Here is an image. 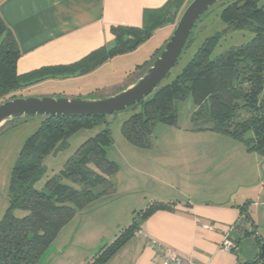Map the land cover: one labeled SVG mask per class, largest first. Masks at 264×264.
Returning <instances> with one entry per match:
<instances>
[{"label":"trees","instance_id":"trees-1","mask_svg":"<svg viewBox=\"0 0 264 264\" xmlns=\"http://www.w3.org/2000/svg\"><path fill=\"white\" fill-rule=\"evenodd\" d=\"M191 1L167 0L161 7L146 8L140 27H112L115 37L111 45L99 47L72 63L43 66L24 73L17 71L20 51L0 16V104L16 98L23 88L43 80L92 72L112 57L133 49L126 42L129 37L137 39L139 45L159 28L172 26L174 29ZM214 7L228 28L252 32V38L212 57L221 33L206 37L178 75L134 104L132 107L138 106L140 111L124 122L122 132L137 147L150 145L155 121L175 123L176 101L191 95L196 105L193 119L203 120V129L228 134L245 142L249 150L264 153V0H219L201 18ZM192 34L193 30L184 50L190 45ZM104 117L44 116L37 130L26 139L12 170L8 208L0 220V264H36L59 231L77 213L92 208L99 198L111 192V176L116 166L106 154V145L111 141L107 128L84 142L64 167L46 180L43 189L34 186L42 174L46 155L63 146L75 131L90 128ZM157 204L150 203L134 215L130 224L88 264H107L139 231L140 222ZM248 204L241 206V212L253 225ZM18 211L24 214L18 215ZM246 234L264 243L255 226ZM233 242L232 251L238 247ZM258 260L256 257L244 264H257Z\"/></svg>","mask_w":264,"mask_h":264},{"label":"rangeland","instance_id":"rangeland-1","mask_svg":"<svg viewBox=\"0 0 264 264\" xmlns=\"http://www.w3.org/2000/svg\"><path fill=\"white\" fill-rule=\"evenodd\" d=\"M215 10L218 9H211L197 22L190 45L158 86L171 81L181 72L206 37L221 33L212 57L252 38V32L228 28ZM171 27L157 29L135 48L112 57L86 75L46 79L23 88L17 97L102 99L115 95L136 82L154 62ZM195 110L191 95L176 101V122L167 124L155 121L151 129L150 145L137 147L122 132L124 122L140 111L138 106H131L106 115L90 128L75 131L63 146L46 155L42 161V174L34 184L37 189H43L46 180L57 174L84 142L107 128L111 141L106 145V154L115 164L116 171L111 176V192L99 198L92 208L77 213L59 231L36 264H88L102 247L110 244L130 224L134 215H138L144 207L145 196L149 198L158 195L152 191L155 187L167 189L170 185H176L174 174L179 169L177 157L182 155L184 158L189 150L208 147L211 153H224L225 158L222 159L227 164L234 165L243 173L247 172L239 194L254 200L256 206L253 209L261 212L263 221L264 153L249 150L245 142L228 134L203 129V120L193 119ZM43 119L42 115L26 116L9 120L0 127V220L8 208L9 184L20 149ZM17 214L23 215L24 212L18 211ZM260 228L264 233V225H260ZM257 264H264V260H258Z\"/></svg>","mask_w":264,"mask_h":264},{"label":"crops","instance_id":"crops-1","mask_svg":"<svg viewBox=\"0 0 264 264\" xmlns=\"http://www.w3.org/2000/svg\"><path fill=\"white\" fill-rule=\"evenodd\" d=\"M166 1L0 0V16L20 51L17 71L24 73L72 63L111 45L113 26L140 27L143 11L161 7ZM172 31L171 27L164 41ZM223 157L224 153H211L208 147L189 150L184 158L179 155L176 185H170L169 192L155 187L151 190L158 195L144 197L142 209L158 204L107 264H154L152 242L174 249L190 264H244L256 258L260 243L246 233L255 226L257 234L264 237L260 228L264 220L261 212L253 209L254 200L239 194L247 172L227 164ZM246 202L253 225L241 212ZM226 233L238 244L236 250L219 249Z\"/></svg>","mask_w":264,"mask_h":264},{"label":"water","instance_id":"water-1","mask_svg":"<svg viewBox=\"0 0 264 264\" xmlns=\"http://www.w3.org/2000/svg\"><path fill=\"white\" fill-rule=\"evenodd\" d=\"M219 0H192L182 12L169 39L152 65L136 82L119 93L102 98L16 97L0 104V127L7 121L26 116H106L125 110L150 95L178 62L196 22ZM130 48L138 40L127 38ZM257 258L264 260V243Z\"/></svg>","mask_w":264,"mask_h":264},{"label":"built area","instance_id":"built-area-1","mask_svg":"<svg viewBox=\"0 0 264 264\" xmlns=\"http://www.w3.org/2000/svg\"><path fill=\"white\" fill-rule=\"evenodd\" d=\"M155 246L156 255L153 260L154 264H190L188 259L182 257L177 251L165 245L152 242ZM235 248V243L229 238L226 233L222 241L219 243V249L231 251Z\"/></svg>","mask_w":264,"mask_h":264}]
</instances>
